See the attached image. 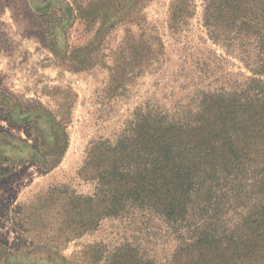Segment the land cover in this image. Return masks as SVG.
Returning <instances> with one entry per match:
<instances>
[{
  "label": "rangeland",
  "instance_id": "374dc122",
  "mask_svg": "<svg viewBox=\"0 0 264 264\" xmlns=\"http://www.w3.org/2000/svg\"><path fill=\"white\" fill-rule=\"evenodd\" d=\"M176 1L0 0V264H90V247L129 244L171 256L174 241L132 219L72 240V191L95 193L81 173L90 149L139 110L175 114L253 76L248 43L211 39L206 0L174 33Z\"/></svg>",
  "mask_w": 264,
  "mask_h": 264
},
{
  "label": "trees",
  "instance_id": "16d2710c",
  "mask_svg": "<svg viewBox=\"0 0 264 264\" xmlns=\"http://www.w3.org/2000/svg\"><path fill=\"white\" fill-rule=\"evenodd\" d=\"M208 1L211 39L248 43L253 76L240 88L201 91L175 114L139 110L116 143L92 146L81 173L96 190L72 191V240L120 218L175 247L159 260L130 244L94 246L84 253L90 264H264V0ZM195 12L194 0H177L171 30Z\"/></svg>",
  "mask_w": 264,
  "mask_h": 264
}]
</instances>
